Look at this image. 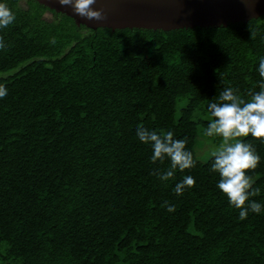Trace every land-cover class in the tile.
Returning a JSON list of instances; mask_svg holds the SVG:
<instances>
[{"label":"trees","instance_id":"obj_1","mask_svg":"<svg viewBox=\"0 0 264 264\" xmlns=\"http://www.w3.org/2000/svg\"><path fill=\"white\" fill-rule=\"evenodd\" d=\"M23 2L0 0L16 15L0 30V264H264V211L240 220L212 157L194 151L223 88L259 91L264 15L91 29ZM141 126L186 138L195 167L161 182L152 172L169 161L151 162ZM241 139L260 156L246 174L260 189L250 200L264 205V143ZM186 175L195 185L177 196Z\"/></svg>","mask_w":264,"mask_h":264},{"label":"clouds","instance_id":"obj_2","mask_svg":"<svg viewBox=\"0 0 264 264\" xmlns=\"http://www.w3.org/2000/svg\"><path fill=\"white\" fill-rule=\"evenodd\" d=\"M57 3L85 21L100 22L107 19L103 7H96L98 0H57ZM15 20L12 9L6 3H0V30L13 25ZM49 42L55 45L56 37L53 36ZM7 47L0 37V49ZM257 71L261 77L257 82L259 91L249 90L246 94L248 99L238 89L225 87L219 92L217 100L208 103L210 120L203 132L206 137H218L221 140L211 153L210 171L218 174L216 187L226 196L229 206L238 210L240 220L246 219L249 211L257 214L264 211V205L250 200V197L259 194L260 189L252 187L254 181L246 174L248 170L257 168L260 156L252 144L241 139L251 135L264 143V56L259 58ZM6 95L7 88L0 85V98ZM136 136L140 142L151 147L150 160L153 164L169 161L167 169L152 172L161 182L174 179L177 171L195 167L193 154L186 147L187 139H176L173 131L158 133L141 126L136 129ZM194 185L195 179L186 175L175 184L174 192L180 196ZM162 207L169 212L175 211V205L167 201Z\"/></svg>","mask_w":264,"mask_h":264},{"label":"water","instance_id":"obj_3","mask_svg":"<svg viewBox=\"0 0 264 264\" xmlns=\"http://www.w3.org/2000/svg\"><path fill=\"white\" fill-rule=\"evenodd\" d=\"M55 12L73 19L87 28L106 27L111 30L143 28L173 30L180 28L225 26L230 22H245L264 15V0H98L107 19L85 21L57 0H35Z\"/></svg>","mask_w":264,"mask_h":264},{"label":"rangeland","instance_id":"obj_4","mask_svg":"<svg viewBox=\"0 0 264 264\" xmlns=\"http://www.w3.org/2000/svg\"><path fill=\"white\" fill-rule=\"evenodd\" d=\"M21 5H24L23 0H21ZM45 17L49 19L51 17L50 13L46 12ZM220 142L215 143L205 136L198 135L194 145L195 155L202 160L208 158L211 156V153L219 146Z\"/></svg>","mask_w":264,"mask_h":264}]
</instances>
